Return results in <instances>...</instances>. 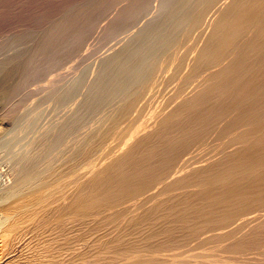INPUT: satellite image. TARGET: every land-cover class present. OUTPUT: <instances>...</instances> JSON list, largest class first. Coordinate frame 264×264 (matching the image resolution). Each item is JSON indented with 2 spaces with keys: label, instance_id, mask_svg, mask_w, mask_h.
Returning <instances> with one entry per match:
<instances>
[{
  "label": "rangeland",
  "instance_id": "rangeland-1",
  "mask_svg": "<svg viewBox=\"0 0 264 264\" xmlns=\"http://www.w3.org/2000/svg\"><path fill=\"white\" fill-rule=\"evenodd\" d=\"M158 80L162 88L157 86ZM142 105L149 119L154 113L152 118L158 115L156 119L162 120L159 123L151 118L155 128L149 126L145 114L138 113ZM42 107L48 109L44 111ZM35 110L40 116L44 114V123ZM30 112L36 116L32 121L30 117L34 115ZM134 115L141 117H137V123ZM27 120H38L29 127L35 128L36 123L42 127L14 130L17 124L26 126ZM3 122L0 140L7 134L16 138L17 130L18 136L25 130L30 136L34 134L32 141L30 136L26 140L25 132L22 135L27 138L18 137L21 140H16L17 146L10 147L15 157L8 152L10 149L0 147L6 155L9 153L10 161L16 158L25 139L28 146L24 140V147L33 150L32 158L39 154L41 161L36 165L41 166L29 164L32 168L28 165L27 173L19 172L16 159L10 163L0 149V192L8 190L13 182L20 190L19 179L23 180L21 187L29 180H24L21 172L32 178L33 171L50 163L53 166L47 168V174L51 172L48 178L65 174L68 168L81 175H74L83 178L75 181L79 184L74 183V198L82 203L87 199L88 204L96 196L101 199L99 206L97 197L92 202L96 210L78 215L70 225H53L49 216H40L33 232L19 240L21 248L16 242L11 252L16 258L14 264H41V260L44 264L47 246L52 253L49 256L60 255L54 258L56 264L64 258L62 264H111V259L120 264L134 256L147 259L145 263L143 258V262L136 259V264H147L153 258L151 264H169L176 255H180L179 260L171 264H264V0H0V123ZM127 123L131 128L133 125L132 133L129 126L122 130ZM44 125L48 126L46 130ZM137 129L141 130L139 135L147 134L143 135L145 142L143 137L138 136L139 141L135 137L138 142L133 141L136 148L132 152L136 155L131 152L125 161L114 163L117 167L109 172L116 173L112 177H89V170L108 158L106 153L112 155L108 150L116 151L107 159L109 162L120 155ZM121 130H129L130 134ZM149 133L152 137H148ZM35 135L39 137L37 142L33 141ZM102 150L107 151L106 157ZM99 153L98 158H103L99 163L95 157L96 164L91 157ZM85 160L90 162L88 165L95 164L89 169L83 164ZM79 164L83 168L87 165V170ZM29 167L31 171L35 169L31 172ZM77 168L88 171V176H82ZM60 178L62 185L64 178ZM27 185L22 187L26 188L24 192L17 194L22 197L15 196L17 202L28 196ZM133 191L138 195H132ZM2 193L0 213L9 208L6 204L16 202L14 196L4 198ZM110 207L112 213L108 212ZM186 251L208 255L195 253L199 258L195 260V254L191 257ZM133 252L139 254L131 255ZM185 254L191 257L189 263L181 261Z\"/></svg>",
  "mask_w": 264,
  "mask_h": 264
},
{
  "label": "bare ground",
  "instance_id": "bare-ground-1",
  "mask_svg": "<svg viewBox=\"0 0 264 264\" xmlns=\"http://www.w3.org/2000/svg\"><path fill=\"white\" fill-rule=\"evenodd\" d=\"M203 53V52H202ZM176 64V63H175ZM171 65V64H170ZM169 66V65H168ZM170 67V66H169ZM175 67H177V66H175ZM175 69H177V68H175ZM163 82V81H162ZM155 84V83H154ZM163 84V83H162ZM155 85H157V83L155 84ZM158 87H161L162 88V86L160 85V83H159V80H158V85H157ZM153 89H154V91L156 90V87L154 88L153 87ZM160 91V90H159ZM156 92H157V90H156ZM152 93H153V91H152ZM159 93V92H158ZM155 94V93H154ZM157 94V93H156ZM148 95V94H147ZM150 95V94H149ZM151 96V95H150ZM148 97V96H147ZM149 98V97H148ZM146 100V99H145ZM157 102H159V101H157ZM163 102V101H162ZM161 103V102H160ZM144 104V103H143ZM148 103H146V105H147ZM151 104V103H150ZM146 105H145V108H146ZM161 105H162V103H161ZM166 105H167V103H166ZM63 106H64V104H63ZM63 106H61L62 108L61 109H63V108H65V107H63ZM147 107H148V105H147ZM163 107V106H162ZM170 107V106H169ZM43 108V107H42ZM157 108V107H156ZM159 108V107H158ZM164 108V107H163ZM167 108V106H165V108L164 109H166ZM46 109H48V108H43V110L45 111ZM60 109V108H59ZM141 109V110H140ZM138 111V113L140 114V112L141 113H143V115L145 114H147L146 112L148 111V110H146V109H144L143 108V105H142V107L140 108ZM143 109V110H142ZM150 109V108H149ZM160 109V108H159ZM162 109V108H161ZM144 110H146V111H144ZM173 110V109H172ZM36 111V110H35ZM37 113H38V115H39V112L38 111H36ZM35 112V113H36ZM149 112H153V111H149ZM149 112H148V114H149ZM157 112V111H156ZM160 112V111H159ZM163 112V111H162ZM161 112V113H162ZM31 113V112H30ZM36 113V114H37ZM43 113V112H42ZM41 113V111H40V114H42ZM45 113V112H44ZM47 113V112H46ZM138 113H136V114H138ZM165 113V112H164ZM174 113H176V112H174ZM32 115H34V116H31L30 117V121H32L31 119H33V118H35L36 116H35V114H34V112H32L31 113ZM154 114V113H153ZM153 114L150 116L151 118H152V116H153ZM156 114V113H155ZM159 115H160V113H158ZM169 114V113H168ZM167 114V115H168ZM172 114H173V112H172ZM37 115V116H38ZM43 116H44V114H42ZM41 115V116H42ZM142 114L141 115H139V116H143ZM40 116V115H39ZM38 116V117H39ZM41 116L39 117V118H41ZM138 118H139V116L138 115H136ZM147 116V115H146ZM158 116V115H157ZM156 116V117H157ZM33 117V118H32ZM38 117H37V119H38ZM131 117V116H130ZM134 117H135V115H134ZM133 117V118H134ZM137 117H135V118H137ZM140 117V118H141ZM154 117H155V115H154ZM153 117V118H154ZM156 117L154 118L155 120H157L156 119ZM29 118V117H28ZM132 118V117H131ZM132 118V121H134V119ZM135 119V123H137V121H139V119ZM144 118L145 117H143L142 119L144 120ZM146 118H148L149 119V116H147ZM151 118L149 119V122H150V124H149V126L153 123V124H155L154 123V121L153 120H151ZM152 118V119H153ZM160 118V117H159ZM161 118H163V117H161ZM142 119L140 120L141 122H142ZM41 120H42V118H41ZM40 120V121H41ZM126 120V119H125ZM147 120V119H146ZM146 120H144V121H146ZM161 120V119H160ZM160 120H157V122H159ZM24 120L22 119V121L21 122H23ZM29 120H27V122H28ZM29 121V123L28 124H26V126L23 124V126L22 125H19L18 126V124H17V127H19V128H17L15 125H13V127H14V130H15V128L16 129H18V130H21V129H24V128H26V129H28V127L31 125V123L32 122H30ZM35 122H37L36 120H34ZM33 121V122H34ZM39 121V122H40ZM48 121V120H47ZM46 121V122H47ZM113 121V120H112ZM117 121V120H116ZM120 121V120H119ZM132 121H130L129 120V122L130 123H132ZM151 121H152V123H151ZM162 121V120H161ZM160 121V122H161ZM164 121H168V120H166V118H165V120ZM20 122V121H19ZM19 122H17V123H19ZM26 122V119H25V121H24V123ZM34 122V123H35ZM42 122H43V120L41 121V124H42ZM50 122V120L48 121V123ZM52 122V121H51ZM111 122V121H110ZM124 122H127V120L126 121H124ZM140 122V123H141ZM156 122V121H155ZM156 122V123H157ZM159 122V123H160ZM34 123H32V125H34ZM44 123V122H43ZM47 123V124H48ZM113 123V122H112ZM120 123V122H119ZM118 123V125L119 126H121V124H119ZM134 123V122H133ZM132 123V124H133ZM134 123V124H135ZM146 123H148V122H146ZM158 123V124H159ZM1 125H0V132H1V128H3V126L5 125V123L3 122V123H0ZM21 124V123H20ZM37 125H38V123H36ZM40 124V123H39ZM116 124V123H115ZM143 124H144V122H143ZM142 124V125H143ZM152 124V126H154ZM164 124V123H163ZM36 125V129H38L39 127H42V126H37ZM49 125V124H48ZM139 125V124H138ZM138 125H137V127H138ZM145 125V124H144ZM148 125V124H147ZM25 126V127H24ZM45 126V125H44ZM57 126V125H56ZM118 126V127H119ZM129 125H128V123H127V125H125V126H122V130H123V127H127V128H129L128 127ZM136 126V125H135ZM141 126V125H140ZM140 126L138 127V128H140ZM157 126V125H156ZM159 126H162V123H161V125L159 124ZM38 127V128H37ZM48 127V126H47ZM47 127L45 126V130L47 129ZM51 126H49V128H50ZM118 127H116V128H118ZM146 127V126H145ZM29 128H31V130L32 131H34V129L35 128H33V126L32 127H29ZM53 128V127H52ZM116 128H115V130H116ZM126 128V129H127ZM131 128V127H130ZM129 128V129H130ZM132 128H133V125H132ZM132 128H131V133H132ZM135 128V127H134ZM151 128H153V127H151ZM154 128H155V126H154ZM159 128V127H158ZM13 129V128H12ZM44 129V128H43ZM121 129V128H120ZM126 129L124 128V130L126 131ZM140 129H142V128H140ZM146 129V128H145ZM3 130V129H2ZM15 131L16 132V135H17V137L16 138H14V136H12L11 134V138H9L10 137V135H8L7 134V137H6V135H3L4 137H2L1 138V140H0V147L3 149H5L6 151L7 150H11V146H13V144L14 143H16V140L18 139V137H21V139L22 138H27V137H25V136H23L22 134L25 132V133H27V136H28V138L26 139L27 141H28V139H29V136H30V134H28V132L25 130L24 132L22 131V133H21V135L20 136H18V134H19V131ZM30 130V131H31ZM118 130V129H117ZM121 130V131H122ZM139 129H137L136 131H135V134H130V131L129 130H127V132H125V131H120L121 133H123L124 132V134L125 133H128V131H129V133L128 134H130V135H132L131 136V140L130 139H128V140H130V141H126V139H125V141L127 142V144H128V147L120 154V152L122 151H120V152H118L120 155H118L116 158H114V159H112V161L111 162H109L108 160L110 159V157L109 156H111L112 157V155H113V151H114V153L116 152L114 149H111V150H108L107 148L109 147V146H111V145H109L108 147H106L105 149H107L108 150V152L109 151H112V152H110V154H112V155H109L108 153H106L107 151H105V153L107 154V157L109 158H105L106 160H107V163L108 164H106V162H105V159H104V161L101 163V162H99V160L100 159H102L103 157H101V158H98V156L100 157L101 156V153H99V155H95V156H92L91 158H93L94 157V160L93 161H95L96 160V158L95 157H97V159H98V162L99 163H101L100 165L99 164H97V160L95 161L96 162V164L97 165H99L97 168H96V166L94 167L93 165L95 164V162H93V165H91V164H87V163H90V162H86V160L88 159H86L84 162H86V163H84L83 162V164L85 165V164H87L88 166H89V169H90V167L91 166H93V168H91L90 170H89V172H91V173H89V177H93V178H95V180L97 179V178H99V177H104L105 176V174H106V176H108L109 175V172L111 171V170H113L114 169V163H116V162H118L119 160H124L125 158H128L133 152V150H135L134 148H136L135 147V143L136 142H138L139 140H138V136H140V137H143V135H146V134H142V136H141V134L139 135V133L138 132H140V131H138ZM149 130V129H148ZM147 130V131H148ZM10 131H11V133L13 132V130H11V128H10ZM32 131L31 132H29V133H32ZM39 131H41L40 129H39ZM47 131H50L49 129L47 130ZM52 131V130H51ZM134 131V130H133ZM8 132V131H7ZM15 132H13L14 133V135H15ZM17 132H18V134H17ZM35 132H37V131H35ZM113 132V131H112ZM116 132V131H115ZM148 132H151L150 130L148 131ZM5 133V132H4ZM10 133V132H9ZM34 133V132H33ZM41 133H43V134H45L44 132H41ZM114 133V132H113ZM43 134H41V136L43 135ZM46 134H47V132H46ZM108 133H106V135H107ZM118 134H120V133H118ZM138 134V135H137ZM152 134H153V131H152ZM152 134H148V137H149V135L151 136ZM25 135V134H24ZM32 136H34V134H31ZM38 135V134H37ZM49 135V133L47 134V136ZM110 135V134H109ZM120 135H122V134H120ZM127 135V134H126ZM32 136H30V141H32V139L31 138H33ZM36 136V135H35ZM46 136V137H47ZM37 138L35 139V140H33V141H36V140H39L38 138V136H36ZM88 137V136H87ZM86 137V138H87ZM111 137V136H110ZM113 137H115V134H114V136ZM137 138V140L138 141H135L136 140V138ZM140 137H139V139H140ZM146 138H147V136H145ZM152 137V136H151ZM153 137H155L154 135H153ZM35 138V137H34ZM85 138V137H84ZM89 138V137H88ZM119 138H121V137H118V138H116L117 140L119 139ZM133 138H135V139H133ZM21 139H18L17 141H19V140H21ZM70 139V138H69ZM90 139V138H89ZM113 139V138H112ZM123 139V138H122ZM25 140V139H24ZM24 140H22V143H23V141ZM26 140L24 141V143H26ZM82 140V139H81ZM84 141L83 142H85V140L86 139H83ZM108 140V139H107ZM120 140V139H119ZM141 140H143L144 142H145V139H144V137H143V139H141ZM154 140V139H153ZM42 141V140H41ZM87 141V140H86ZM103 141H104V139H103ZM133 141H135V143L133 142ZM37 142V141H36ZM83 142H80V143H83ZM108 142H109V140H108ZM112 142V141H111ZM110 142V143H111ZM123 142H124V139H123ZM22 143H20L21 144V146H22V148L19 150V149H17V154H16V163L18 164H20V167H19V172L20 171H24L25 172V169L27 170V168L26 167H28V165L30 164V165H34L35 164V166H33V167H36L37 165H40L41 166V164L40 163H38L37 165H36V162H38V161H41V160H39V159H41L40 157H39V154H37L38 156H37V158L35 157H33L32 158V153H31V151H33V150H28L27 149V146H28V142L26 143L27 144V146L26 147H24L26 144H22ZM33 143V142H32ZM32 143H30L31 144V147L32 146H34V145H32ZM88 143V142H87ZM103 143H105V144H107L106 142H103ZM102 143V144H103ZM114 143V142H113ZM116 143V142H115ZM125 143V142H124ZM134 143V144H133ZM141 143V142H140ZM18 144V143H17ZM20 144H18L19 145V147H21L20 146ZM34 144V143H33ZM50 144V143H49ZM79 144V142L77 143V145ZM85 144V143H84ZM104 144V145H105ZM109 144V143H108ZM107 144V145H108ZM112 144V143H111ZM147 144H149L148 142H147ZM14 145H16V144H14ZM66 145V144H65ZM68 145V144H67ZM75 145V144H74ZM74 145H72V146H74ZM83 145V144H82ZM122 145V144H121ZM142 145V144H141ZM145 145V144H144ZM17 146V145H16ZM37 146V145H36ZM49 146V145H48ZM60 146V145H59ZM80 146V145H79ZM106 146V145H105ZM104 146V147H105ZM120 146V145H119ZM124 146H125V144H124ZM137 146V145H136ZM139 146V145H138ZM11 147V148H10ZM14 147V146H13ZM31 147H30V149H31ZM41 147V146H40ZM67 147V146H66ZM70 147H71V145H70ZM77 147V146H76ZM75 147V148H76ZM104 147H103V149H104ZM113 147V146H112ZM123 147V146H122ZM142 147V146H141ZM145 147V146H144ZM0 148V149H1ZM15 148V147H14ZM68 148V147H67ZM74 148V149H75ZM99 148V147H98ZM97 148V149H98ZM148 148V147H147ZM2 149H1V152L2 153H4V151H2ZM77 149V148H76ZM19 150V151H18ZM51 150V149H50ZM140 149H138V150H136L137 151V153H138V151H139ZM13 151V149L11 150V151H8V152H10V153H12V155L11 156H14L15 157V155H14V151ZM16 151V150H15ZM44 151V150H43ZM46 151V150H45ZM47 151H49V150H47ZM56 151V150H55ZM103 151V150H102ZM143 151V150H142ZM8 152H6L7 153V155L4 153L3 155H5L4 157H5V159H6V157L8 158L9 156H8ZM35 152H37V151H35ZM68 152V151H67ZM97 152V151H96ZM98 152H101V151H98ZM132 152V153H131ZM141 152V151H140ZM66 153V152H65ZM68 153H72V152H68ZM68 153H66V154H68ZM76 153V152H75ZM90 153V152H89ZM94 152H92V154H93ZM104 153V151H103V155L105 154ZM33 154H34V152H33ZM45 154H46V152H45ZM47 154H49V153H47ZM64 154V153H63ZM134 155H136V153H133ZM148 154V153H147ZM2 155V154H1ZM31 155V156H30ZM51 155V154H50ZM53 155H56V154H53ZM58 155V154H57ZM71 155V154H70ZM74 155V154H73ZM87 155V154H86ZM86 155H85V157H86ZM115 155H116V153H115ZM115 155H113V157L115 156ZM141 155V154H140ZM41 156V155H40ZM88 156V155H87ZM91 156V155H90ZM105 156V155H104ZM150 156V155H149ZM44 157H46V155H44ZM50 157H53L52 155L50 156ZM54 157H56V156H54ZM84 157V158H85ZM106 157V156H105ZM132 158H133V156H131ZM138 157V156H137ZM148 157V156H147ZM49 157H47V159H48ZM58 158V157H57ZM131 158V159H132ZM9 159V161L11 160L10 159V157L8 158ZM15 159L14 158H12V161L14 160L15 161ZM47 159H46V162H48L47 161ZM54 159H56V158H54ZM54 159H50V160H53L54 161ZM59 159V158H58ZM57 159V160H58ZM64 159V158H63ZM90 159V158H89ZM130 159V158H129ZM134 159V158H133ZM189 158H187V160H188ZM192 159H194V158H192ZM43 160V159H42ZM45 160V159H44ZM43 160V161H44ZM62 160V159H61ZM84 160V159H83ZM82 160V161H83ZM187 160H185V161H187ZM190 160H191V157H190ZM8 161V162H9ZM12 161H10V163L12 162ZM53 161H51V162H53ZM59 162H60V159L58 160ZM64 161H66V160H64ZM76 161V160H75ZM74 161V162H75ZM89 161H91V159L89 160ZM125 161V160H124ZM196 161H197V159H196ZM200 161V160H199ZM184 162V161H183ZM201 162V161H200ZM33 163V164H32ZM49 163V162H48ZM54 163H55V161H54ZM53 163V164H54ZM72 163V162H71ZM120 163V162H119ZM118 163V164H119ZM127 163V162H126ZM133 163V162H132ZM191 163H192V161H191ZM193 163H194V161H193ZM192 163V164H193ZM196 163H198V162H196ZM195 163V164H196ZM19 164H18V166H19ZM58 164V163H57ZM83 164H79L80 166H82ZM106 164V165H105ZM117 164V163H116ZM122 164V163H121ZM137 164V163H136ZM185 164V163H184ZM29 165V166H30ZM46 165V164H45ZM48 166H45V167H43V169H40V166H39V170H37L36 172L35 171H33V169H35V168H33L32 169V171H31V168H30V171L33 173L32 174V178H31V172L29 173L30 175H28V174H24V176H27V178L26 177H24L23 176V173L21 172L20 173V175L23 177V178H25L24 180H26V179H28L29 178V180H26V184H25V181L23 182V186L24 185H27V182H28V185L26 186V187H29L30 189H33L34 191H30V189L29 188H27V189H29V192H27L28 193V196L27 197H25L23 200H21L22 198H20L19 200H21L20 202H17V200H16V198H18L21 194H19V195H17L18 193H22V192H24L25 190H26V188L23 190L22 189V187H21V183H22V181H21V176L19 177L20 179V185H19V187L21 188L20 190H16V189H19V188H16V184H17V182H13L12 183V185L11 184H9V185H11V186H9V188H8V190H6L5 192H4V186L2 187L4 190H3V193L2 192H0V193H2V194H4L3 196H4V198H10V197H12V196H14V198H12V199H14V200H16V202L15 201H13L14 202V204L15 205H13V206H10L11 204H13V202H10V205L8 206V204H6V206L7 207H9L8 209H5V208H7L6 206H4L5 208V210L6 211H4L3 213H2V211H1V213H0V264H12L15 260L14 259H16L15 258V255L13 254V253H11L12 252V250H13V248L15 247V245H17V243H18V247L19 248H21V242L19 241V240H22V238H24V236L26 235V234H28V233H30L32 230H33V227H34V225H35V220L37 219H40V221H41V218H39L40 216H42V215H47V216H49L48 218H49V220L51 221V223H53V225L56 223V225H59L60 223H62V222H64V224H68V225H70L72 222H73V220H74V218H76V217H78V215H79V217H81L80 215L81 214H88L87 212L89 211V210H92V209H97V207H91V206H94L95 204H93L92 205V202H93V200H97V198H98V206H99V200H101V199H99L100 198V196H96V197H94V196H92L91 195V198L92 197H94L93 198V200L92 199H90V198H88V200L90 199V200H92V202L91 201H89V202H91V203H87L86 201H87V199H86V201L84 200V203H82L80 200H78L77 199V197H75L76 198V200H78L79 201V203H76L77 201H75V200H73V199H75L74 197H73V195L75 194L74 192V190H73V186H75L74 185V183L75 184H79L78 182L76 183L75 181L78 179V180H80V179H83V178H78L79 176L81 177V175H79L78 176V174L73 170V169H71V170H69V168L68 169H66L67 170V172L66 171H64V172H66L65 174L63 173H60L59 175L60 176H57V173H56V175H54V176H52V177H50L49 176V178L46 176V175H49V174H47V172H48V167H52L53 165L52 164H47ZM49 165H52V166H49ZM83 165V166H84ZM87 165H86V168H83V166H82V168L83 169H86L87 170ZM104 165V166H103ZM120 165V164H119ZM130 165V164H129ZM190 165V164H189ZM188 165V166H189ZM42 166H44V165H42ZM55 166V165H54ZM72 167H73V165H71ZM76 166V165H75ZM79 166V168H81ZM102 166V167H101ZM184 166H186V165H184ZM197 166V165H196ZM38 167V166H37ZM58 167V166H57ZM67 167V166H66ZM85 167V166H84ZM112 167H113V169H112ZM117 167V166H116ZM115 167V168H116ZM119 167V166H118ZM123 167H124V165H123ZM177 167V166H176ZM16 168H18V167H16ZM42 168V167H41ZM45 168V169H44ZM56 168V167H55ZM74 168V167H73ZM186 168V167H185ZM38 169V168H37ZM51 169V168H50ZM50 169H49V171H50ZM78 169V168H77ZM119 169H121V167L119 168ZM175 169V168H174ZM173 169V170H174ZM181 169H183V168H181ZM181 169H179V171H177V173H179L180 171H181ZM18 169H16V171H17ZM55 170V169H54ZM62 170H63V168H62ZM61 170V171H62ZM68 170H69V172H68ZM73 170V171H72ZM117 171H118V168L116 169ZM115 170V171H116ZM185 170V169H184ZM52 171V170H51ZM57 171H59V169L57 170ZM56 171V172H57ZM80 171H82V173L84 174V175H82V176H88V175H86V173L88 172V171H84V170H79L78 169V173H80ZM122 171V170H121ZM121 171L119 172V173H121ZM125 171V170H124ZM172 171V170H171ZM183 171V170H182ZM35 172V173H34ZM54 172V171H53ZM75 172V174H73ZM113 172H114V170H113ZM131 172H133V171H131ZM25 173H27V172H25ZM118 173V172H117ZM153 173V172H152ZM174 173V172H173ZM176 173V174H177ZM54 174H55V172H54ZM62 174V175H61ZM77 174V175H76ZM81 174V173H80ZM108 174V175H107ZM113 173H111V175H112ZM116 173H114L113 175H115ZM123 174V173H122ZM170 174H172V173H170ZM169 174V175H170ZM15 175V174H14ZM74 175H76V176H78L77 178H76V176H74ZM111 175H109V177L111 176ZM112 175V176H113ZM153 175V174H152ZM157 175V174H156ZM16 176V175H15ZM30 176V177H29ZM63 177L64 178V184H62L61 185V183L62 182H60V180L62 179V178H60L59 179V177ZM105 176V177H106ZM111 176V177H112ZM118 176V175H117ZM120 176V175H119ZM124 176V175H123ZM154 176V175H153ZM168 176V175H167ZM166 176V177H167ZM12 177H14V176H12ZM76 179H75V178ZM105 177H104V179H105ZM130 177V176H129ZM173 177V176H172ZM171 177V178H172ZM8 178V177H7ZM10 178V177H9ZM5 179V178H4ZM30 179H31V181H30ZM101 179V178H100ZM107 179V178H106ZM57 180H59V182L60 183H57L58 181ZM63 180V179H62ZM85 180V179H84ZM86 180H89V179H86ZM94 180V179H93ZM103 180V179H102ZM146 180V179H145ZM159 180V179H158ZM82 181V180H81ZM108 181V180H107ZM110 181V180H109ZM160 181V180H159ZM163 181H164V179H163ZM99 182H100V180H99ZM148 182V181H147ZM154 182V181H153ZM156 182H157V180H156ZM162 182V181H161ZM167 182V180L165 181V183ZM164 183V182H163ZM5 184V183H4ZM102 184H104V183H102ZM117 184V183H116ZM167 184V183H166ZM3 185V184H2ZM1 185V186H2ZM106 185V184H105ZM150 185H153V184H150ZM155 185V184H154ZM6 186V185H5ZM114 186V185H113ZM122 186V185H121ZM120 185H119V187H121ZM6 187H8V185L6 186ZM5 187V188H6ZM77 187H78V185H77ZM80 187V186H79ZM89 187V186H88ZM115 187V186H114ZM143 187V186H142ZM16 188V189H15ZM147 188L148 187H146V189H145V191L147 190ZM149 188H151V187H149ZM7 189V188H6ZM76 190V189H75ZM110 190V189H109ZM116 190V189H115ZM141 190H143V189H141ZM149 190V189H148ZM78 191V190H77ZM81 191V190H80ZM117 191V190H116ZM144 191V192H145ZM108 192H110V191H108ZM107 192V193H108ZM115 192V191H114ZM131 192V191H130ZM135 191H133V194L132 193H130V194H132V195H134V196H136V195H138V193H134ZM136 192H139V191H136ZM142 192V191H141ZM153 192V191H152ZM158 192V191H157ZM163 192V191H162ZM162 192H160V193H162ZM106 193V192H105ZM111 193V192H110ZM140 193V192H139ZM154 193V192H153ZM30 194V195H29ZM109 194V193H108ZM112 194V193H111ZM156 194V193H155ZM155 194H153V195H155ZM167 194H168V192H167ZM17 195V196H16ZM94 195H96V193L94 194ZM98 195V194H97ZM113 195V194H112ZM161 195H163V193L161 194ZM15 196H16V198H15ZM24 196V195H23ZM79 196H80V194H79ZM107 196H109V195H107ZM133 196V197H134ZM150 196H152L151 194H150ZM20 197H22V196H20ZM88 197V196H87ZM102 197V196H101ZM117 197V196H116ZM122 197V196H121ZM126 197V196H125ZM128 197V196H127ZM130 197H131V195H130ZM156 197H157V195H156ZM158 197H160L159 195H158ZM157 197V198H158ZM163 197H164V195H163ZM135 198V197H134ZM152 198H153V196H152ZM151 198V199H152ZM104 198H102V200H103ZM116 199V198H115ZM125 199V198H124ZM132 199V198H131ZM130 199V200H131ZM146 199H149V197H147ZM150 199V200H151ZM1 200V199H0ZM7 200V199H6ZM108 200V199H107ZM123 200V199H122ZM121 200V201H122ZM129 200V199H128ZM129 200V201H130ZM133 200V199H132ZM137 200H139V198L137 199ZM144 200V199H143ZM156 200V199H155ZM113 201V200H112ZM120 201V200H119ZM118 201V204H120V202ZM124 201V200H123ZM125 201H127L126 199H125ZM3 202H6L5 200L3 201ZM3 202H1V203H3ZM95 202V201H94ZM102 202V201H101ZM136 203V205H137V202L135 201V200H133V203ZM143 202V201H142ZM104 203V202H103ZM107 203V202H106ZM124 203V202H123ZM132 203V202H131ZM146 203H148V202H146ZM152 203H154V202H152ZM97 204H96V206H97ZM102 204V203H101ZM128 204V203H127ZM145 205V204H144ZM101 206V205H100ZM104 206V205H103ZM108 206V205H107ZM106 206V207H107ZM110 206H111V204H110ZM116 207L118 206L117 205V203H116V205H115ZM131 206V205H130ZM147 206V205H146ZM1 207H3V206H1ZM105 207V206H104ZM113 207V206H112ZM112 207H110V208H107V209H109V211L108 212H111L110 210H113V209H111ZM134 207H136V206H134ZM98 208H100V207H98ZM120 208V207H119ZM143 207H141V209H142ZM95 209V210H96ZM130 209V211L132 210L131 208H129ZM140 209V210H141ZM2 210V209H1ZM116 210H118V209H116ZM94 211V210H93ZM114 211V210H113ZM90 212V211H89ZM92 212V211H91ZM90 212V213H91ZM106 212V211H105ZM120 212V211H119ZM118 212V213H119ZM129 212V211H128ZM112 213V212H111ZM110 213V214H111ZM113 213H115V212H113ZM124 213V212H123ZM126 213V212H125ZM131 214H132V212H130ZM130 213H129V215H130ZM116 215H117V213H115ZM127 214V213H126ZM124 215V214H123ZM134 215V214H133ZM46 216V217H47ZM97 216V215H96ZM106 216V215H105ZM110 216H112V214L110 215ZM125 216V215H124ZM123 216V217H124ZM128 216V215H127ZM126 216V217H127ZM45 217V218H46ZM82 217H83V215H82ZM89 217V216H88ZM99 217H100V215H99ZM126 217H124V219L126 218ZM129 217V216H128ZM134 217V216H133ZM136 217V216H135ZM43 218H44V216H43ZM47 218V219H48ZM96 218V217H95ZM111 218V217H110ZM118 218H119V216H118ZM131 218V217H130ZM78 219V218H77ZM106 219H107V217H106ZM120 219H121V217H120ZM46 220V219H45ZM113 220V219H112ZM122 220V219H121ZM99 221V220H98ZM37 222V221H36ZM39 222V221H38ZM42 223H43V221H42ZM48 223H49V221H48ZM38 225V224H37ZM49 225V224H48ZM52 225V224H51ZM39 226V225H38ZM59 226H61V225H59ZM46 228V227H45ZM43 229H44V227H43ZM49 229V228H48ZM62 229V228H61ZM33 232V231H32ZM50 232V231H49ZM57 232V231H56ZM64 232V231H63ZM47 233V232H46ZM67 233V232H66ZM57 234V233H56ZM50 235H52V234H50ZM27 236V235H26ZM46 236V235H45ZM57 236V235H56ZM31 237V236H30ZM44 238V237H43ZM25 239V238H24ZM67 239V238H66ZM52 240V239H51ZM19 241V242H18ZM64 241V240H63ZM17 242V243H16ZM28 242V241H27ZM65 242V241H64ZM20 243V244H19ZM44 243V242H43ZM46 243H48V242H46ZM70 243H71V241H70ZM23 244V243H22ZM53 244V243H52ZM62 244V243H61ZM20 245V246H19ZM25 245V244H24ZM43 245V244H42ZM56 245V244H55ZM63 245V244H62ZM64 245H65V243H64ZM74 245V244H73ZM46 246V245H45ZM60 246V245H59ZM67 247V246H66ZM35 248V247H34ZM41 248V247H40ZM44 248V247H43ZM50 247L49 246H47V249H45L44 248V253H46V254H44L43 256H45L44 257V264H56V262L54 261L55 259V257H57V256H54V257H51V256H49V255H51L52 253L49 251L50 249H49ZM54 248V247H53ZM60 248V247H59ZM63 248H61V250H62ZM70 249V248H69ZM69 249H67V248H65L64 250H69ZM111 249V248H110ZM189 249H192V248H189ZM34 250V249H33ZM60 250V251H61ZM81 250H82V248H81ZM94 250V249H93ZM112 250V249H111ZM164 250V249H163ZM195 250V249H194ZM202 251H204L203 249H201ZM14 251V250H13ZM16 251H18V250H16ZM22 251V250H21ZM42 251V250H41ZM71 251V250H70ZM130 251V250H129ZM134 251V250H133ZM189 251V250H188ZM50 252V254H47V253H49ZM66 252V251H65ZM138 252V251H137ZM136 252V253H137ZM172 252V251H171ZM173 252H175V251H173ZM172 252V253H173ZM180 252V251H179ZM191 252H193L192 250H191ZM198 252V251H197ZM197 252H195V253H197ZM205 253H206V251H204ZM18 253H19V251H18ZM39 253V252H38ZM58 253V252H57ZM60 253V252H59ZM59 253H58V255H59ZM97 253V252H96ZM105 253V252H104ZM131 253V252H130ZM134 253V252H133ZM131 254V255H135L136 253H134V254ZM161 253V252H160ZM181 253V252H180ZM179 253V254H180ZM185 253H187V251L185 252ZM194 253V254H195ZM200 253V252H199ZM203 253V252H202ZM201 253V254H202ZM20 254H21V252H20ZM54 255H55V253H53ZM62 254V253H61ZM66 254V253H65ZM69 254H72V253H70L69 252ZM116 254V253H115ZM117 254H119V253H117ZM121 254V253H120ZM137 254H139V253H137ZM159 254V253H158ZM170 254V253H169ZM167 255V256H170V255H172V254H170V255ZM193 254V253H192ZM191 253H187V255H189V256H191L192 255ZM193 254V255H194ZM198 254V253H197ZM201 254H198V256L199 255H201ZM210 254L211 253H209V256H210ZM31 255H33V254H31ZM114 255V254H113ZM129 256L130 258L132 257V256ZM142 255V254H141ZM163 255H164V253H162V255H161V257L163 258ZM186 254H185V256H186V258H185V256H183V255H181V256H183V258L181 259V261H184L185 259L186 260H188V263L191 261L190 259H191V257L193 256H191V257H189V256H187ZM206 254H202V256H205ZM208 255V254H207ZM207 255L205 256V257H207ZM214 255V254H213ZM18 256V255H17ZM25 256H26V254H25ZM29 256V255H28ZM42 256V255H41ZM60 256V255H59ZM57 257L56 259H58V258H60V257ZM68 256V255H67ZM74 256V255H73ZM119 256V255H118ZM137 256H139V255H136V257ZM148 256H150V255H148ZM156 256H158V257H160L159 255H156ZM165 256V255H164ZM174 256V255H173ZM180 256V255H179ZM178 255H176L171 261V263H173V260L175 261L176 259H178V257H179ZM209 256H208V258H209ZM27 257V256H26ZM35 257V256H34ZM82 257V256H81ZM110 257V256H109ZM123 257H124V255H123ZM140 257V256H139ZM147 257V256H146ZM190 259H189V258ZM197 257V255L195 254L194 255V257H192L193 259H197L196 258ZM213 257V256H212ZM38 258V257H37ZM40 258V257H39ZM100 258V257H99ZM105 258V257H104ZM117 258V257H116ZM126 258H127V255H126ZM125 258V259H126ZM135 258V256L134 257H132V259L133 260H128V262L131 264H133V262H134V260L136 261V259H134ZM141 258V257H140ZM143 258V257H142ZM141 258V259H142ZM145 258V257H144ZM143 258V259H144ZM167 258V257H166ZM24 259V258H23ZM28 259V258H27ZM65 259V258H64ZM64 259H62V260H64ZM76 259V258H75ZM115 259V258H114ZM124 259V260H125ZM140 259V260H141ZM152 259V258H151ZM154 259V258H153ZM152 259V260H153ZM157 259V258H156ZM169 259V258H168ZM199 259V258H198ZM197 259V260H198ZM200 259L201 260H203V258H201L200 257ZM205 259L206 258H204V261H205ZM213 259H215V258H213ZM212 259V260H213ZM26 260V259H25ZM34 260V259H33ZM32 260V261H33ZM61 260V259H60ZM60 260H58V261H60ZM62 260H61V262H58L59 264H62ZM68 260H70L69 258L67 259V261ZM104 260V259H103ZM108 260V259H107ZM123 259H122V261H124ZM139 262H140V260L139 259H137ZM145 261H144V263L147 261V259H144ZM148 260H150V258L148 259ZM152 260L151 261H148V262H150V264H151V262H152ZM164 260H165V258H164ZM167 260V259H166ZM179 260V259H178ZM194 260V261H195ZM200 260V261H201ZM208 260H210L211 261V259H208ZM207 260V261H208ZM21 261V260H20ZM27 261V260H26ZM31 261V262H32ZM42 261V263H43V260H41ZM71 261V260H70ZM90 261V260H89ZM88 261V262H89ZM100 261V260H99ZM105 261H106V258H105ZM109 261V260H108ZM111 261H113L112 259H111ZM110 261V263L111 264H115L116 262H111ZM116 261V260H115ZM121 261V262H122ZM125 261H127V260H125ZM125 261L124 262H122L123 264L125 263ZM132 261V262H131ZM138 261H136V262H138ZM160 261V260H159ZM168 261V260H167ZM193 261V260H192ZM207 261H206V263H207ZM19 262V261H18ZM17 262V263H18ZM30 262V261H29ZM36 262H38V261H36ZM65 262V261H64ZM63 262V263H64ZM128 262H126L125 264H127ZM136 262H134L135 264H136ZM141 262H143V260H141ZM147 262V264H149ZM162 262H164V263H166L165 261H163L162 260ZM177 263H182V262H178V261H176ZM185 262V261H184ZM183 262V263H184ZM197 262V261H196ZM15 263V262H14ZM13 263V264H14ZM32 263H35V262H32ZM31 263V264H32ZM41 263V264H42ZM57 263V264H58ZM93 263V262H92ZM99 263V262H98ZM106 263H109V262H106ZM122 263H120V264H122ZM128 263V264H129ZM153 263V262H152ZM156 263H158V262H156ZM161 263V262H160ZM170 262H169V264H171ZM176 263V264H177ZM187 263V262H186ZM21 264V263H20ZM73 264V263H72ZM118 264V263H117ZM140 264H142V263H140ZM155 264V263H154ZM162 264V263H161ZM168 264V263H167ZM174 264H175V262H174ZM190 264V263H189ZM193 264H194V262H193Z\"/></svg>",
  "mask_w": 264,
  "mask_h": 264
}]
</instances>
